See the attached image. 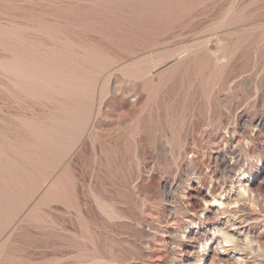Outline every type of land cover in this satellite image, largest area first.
I'll list each match as a JSON object with an SVG mask.
<instances>
[{"label":"rangeland","instance_id":"374dc122","mask_svg":"<svg viewBox=\"0 0 264 264\" xmlns=\"http://www.w3.org/2000/svg\"><path fill=\"white\" fill-rule=\"evenodd\" d=\"M0 264H264V0H0Z\"/></svg>","mask_w":264,"mask_h":264},{"label":"bare ground","instance_id":"6f19581e","mask_svg":"<svg viewBox=\"0 0 264 264\" xmlns=\"http://www.w3.org/2000/svg\"><path fill=\"white\" fill-rule=\"evenodd\" d=\"M248 190V187L247 186H242V189H241V192H246ZM230 241V237L228 235H225L224 236V241ZM208 244V243H207Z\"/></svg>","mask_w":264,"mask_h":264},{"label":"clouds","instance_id":"9594fccd","mask_svg":"<svg viewBox=\"0 0 264 264\" xmlns=\"http://www.w3.org/2000/svg\"><path fill=\"white\" fill-rule=\"evenodd\" d=\"M185 239H186V237H185ZM225 243H230V241H227V240H226Z\"/></svg>","mask_w":264,"mask_h":264}]
</instances>
